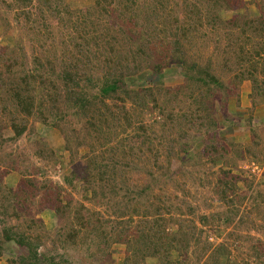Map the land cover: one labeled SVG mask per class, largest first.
I'll use <instances>...</instances> for the list:
<instances>
[{"label": "rangeland", "instance_id": "rangeland-1", "mask_svg": "<svg viewBox=\"0 0 264 264\" xmlns=\"http://www.w3.org/2000/svg\"><path fill=\"white\" fill-rule=\"evenodd\" d=\"M13 4L0 0V71L7 56L17 62L16 72L30 70L35 58L49 61L51 73L43 80L62 91L57 76L64 62L77 58L83 69L89 58L90 73L100 77L105 58L128 57L131 40L120 30L129 28L137 43L147 40L141 54L147 67L128 88L156 84L135 102L114 107L108 101L116 116L107 112L105 119L65 113L62 98L51 102L41 89L35 98L52 125L4 109L9 100L0 91V205L6 208L0 211V235L3 225H29V235L41 233L49 248L54 234L66 232L65 223L75 224L81 210L89 226L76 225L84 243L68 250V264H109L98 258L100 234L112 264H130L133 250L125 241L142 232L151 243L141 264H159L153 244L167 241L178 222L187 231L183 264H264V0H27L23 11ZM155 9L165 17L151 23L145 16ZM189 23L196 34L181 39L179 51L202 65L209 60L208 69L223 83L209 96L185 84L178 66L166 65L174 50L164 35ZM93 26L109 40L91 44L86 31ZM162 65L157 76L152 68ZM48 109L64 113L65 121L53 122ZM10 119L25 124L16 140ZM63 135L71 137L73 155ZM104 169L114 185L99 181ZM54 198L69 202V211L55 210L60 203ZM132 208L137 213L129 214ZM156 219L165 223L160 232L152 225ZM16 248L3 247L0 264L15 258Z\"/></svg>", "mask_w": 264, "mask_h": 264}, {"label": "trees", "instance_id": "trees-1", "mask_svg": "<svg viewBox=\"0 0 264 264\" xmlns=\"http://www.w3.org/2000/svg\"><path fill=\"white\" fill-rule=\"evenodd\" d=\"M16 1L18 4H13L15 8L23 11L27 0ZM216 1L217 0H214L215 3ZM9 6L11 7L10 4H8V7ZM125 10L128 11L127 6L124 7V11ZM24 14L28 13L24 12ZM144 14H146V11H144ZM164 17L165 15H163L162 10L156 11L155 9L152 10L151 14H147L145 19L153 23L154 18L163 20ZM167 22L169 21L167 20ZM159 30H162V28H159ZM120 31L125 38L127 37V39L131 40V44H129V46H131L129 50L133 49L131 50V54L128 57L114 58L115 60L112 59V57L106 56L107 58L103 60V63L104 66L107 67V70L104 71L100 77H95L90 73L89 69L91 66L89 64H91V59L89 58L85 57L87 60H84L85 62L82 63L83 69L78 68L80 60L77 58H72L69 63L64 62L62 70L57 76V80L61 83L62 91H59L58 89L60 88L55 86L53 82H50V79L46 80L47 83L43 80V78H45V73L48 77L51 73V70L48 66H46L49 61H44L45 63H42L40 59L35 58L33 59L34 65L30 68V70L16 72L14 66L17 62L14 61V59L11 60L10 57L7 56L4 60L5 67L0 71V91L2 92V96L9 100V102L3 106L4 109L9 110V108H13L16 110L15 112L18 113V115H24L26 117L34 116L41 124L52 125L51 122L47 123L49 119H47L48 116L43 111V102L35 98L39 90L45 89L46 97L49 101L53 102L54 98L56 99L57 96L62 98V101L66 104V108H64V112L66 111L65 113L70 112V115H77L80 117L87 115L92 119H105V114L108 112V117L114 118L116 116V112L114 111L112 105H106L108 101L114 103V107H118V102H125V100H132L135 102L134 100L141 98L144 93L150 92L151 88H154L153 86L156 84V82H154L150 87H143V89L140 88L137 90H131L128 88V84L135 82V79H138L137 75L142 73L143 69L147 67V65L144 67L141 66V63L143 62L141 54L146 52L145 44H147V40L145 43L143 41L142 43H137L139 41V36L133 34L129 28L126 31ZM191 31L193 34H196V29L194 28L193 23L183 26L181 25L177 27V31L169 30L168 33H166L165 28L163 29V33H166L164 36L170 37V42L168 43L170 45L172 44V50H174L172 53L173 55L167 56L168 61L166 62V65L174 64L178 66L181 69L185 84L188 83L195 85L197 88H204L202 91L203 96H209L211 89H220L223 86V83L210 72V69H208V66L210 67L209 60L205 65H202L199 64L196 59L183 56V54L179 51V47L181 45L180 40H185L187 38V34H190ZM86 34L92 36V41L89 40L91 44H94V42L102 43L109 40L108 37L105 38L104 35L99 32V28L96 26L91 27L88 31H86ZM113 39L114 37L110 40L113 41ZM96 47H99L98 44ZM257 52L258 51H255V55L260 54ZM1 56H3L2 53L0 54V58ZM166 65H162L160 67L155 66L152 68V71L155 74L157 73L158 76L162 67ZM146 83L148 82L146 81ZM155 91L162 92L164 95L168 94L169 90H160V88H156ZM103 107L105 108V111H102ZM47 111L50 113L51 109H48ZM160 111L163 112L161 108ZM61 113L54 111L51 112L54 118L53 122L65 121L64 118L66 116L64 113ZM87 124H91L93 126L94 122L89 120ZM24 125L25 124L19 122L18 119H10V131L13 133V140L19 138L24 132ZM63 136L65 139L67 138V142L69 143V153L72 150L73 155L75 150L70 148L71 137L69 139L66 135ZM49 153L51 154V151H48V154ZM37 156L42 157L40 152L37 153ZM105 174L106 170L104 169L98 175L99 181L107 180L110 185H114L113 182L115 179L110 178V176L105 178ZM142 193L143 191L139 189L137 197H141ZM130 195L133 197L134 191ZM0 196H2L1 189ZM54 200L56 201L55 198ZM57 202L58 204H61V201H56V204ZM60 204L58 207L55 205V210H63L64 213L69 211V202ZM0 211H4L6 213V208L3 205H0ZM79 211V213L74 214L75 224L73 222L70 224H68L69 222H66L64 225L66 232L55 233L51 247L49 248L45 247V242L42 241L43 238L41 233L36 232V234L29 235V232L31 231V227L29 225L25 226L22 224L17 228L11 226L6 227V225H3L0 235V251L3 247L11 248V246L15 245L17 247V251L19 252L15 258L12 257L8 260V264H68L64 261V258L68 255V250H72L73 248L76 249L79 245L84 243V239H82L83 236L80 235L81 233L79 229L75 230L76 225L85 230L89 226V222L87 220L90 219L85 217L86 211ZM135 213H137V210L134 208H132L129 212V214ZM29 220L31 225L35 222V219L32 216ZM152 225L154 226L153 228L157 229V232H160L158 229L162 226L164 227L165 223L156 219L152 222ZM146 226L147 224H144L143 228H146ZM122 232L120 233L123 236ZM143 234L144 232H142L140 236L137 235L136 239H126L125 241L127 249L133 250L132 258H130V264H141L143 260L142 255H145L147 252V243L148 241L149 244L151 243V237L144 239ZM186 234L187 231L185 230L184 224L178 222L176 232L172 231L166 233L165 238L167 241L163 242L160 247L157 239L155 244L152 243L154 245V247H152V256L159 252V264H183L184 258L181 257V254L185 256L187 253L186 246L188 240ZM87 235L90 236L89 233ZM47 236L48 235L46 234L45 237ZM91 236L96 237V235ZM105 237L106 236L104 234H100L98 242L96 243V246L98 247V258L100 257L102 262L105 260L109 264H112V261L109 259L110 255L105 249ZM40 246H44L45 249L43 251H39ZM57 248H60L62 251L59 255L56 253ZM176 248L180 252H178L177 256H173L172 252H174ZM21 251L25 252L21 253Z\"/></svg>", "mask_w": 264, "mask_h": 264}]
</instances>
